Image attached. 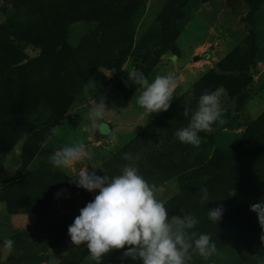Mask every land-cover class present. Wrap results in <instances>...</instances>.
I'll return each mask as SVG.
<instances>
[{
	"label": "rangeland",
	"instance_id": "1",
	"mask_svg": "<svg viewBox=\"0 0 264 264\" xmlns=\"http://www.w3.org/2000/svg\"><path fill=\"white\" fill-rule=\"evenodd\" d=\"M71 9L76 18L53 20ZM58 36L61 50L52 44ZM133 69L149 82L176 78L168 111L143 115L141 89L128 82ZM219 87L226 90L224 122L198 133V147L181 143L175 133L187 127L201 94ZM101 99L109 111L103 127L91 129L85 116ZM0 104L6 118L32 107L31 131L15 127L5 148L0 139V183L18 180L13 199L24 197L29 211L11 213L0 201V264H95L67 230L98 192L78 188L70 176L95 167L97 176L111 179L127 164L154 186L169 219L191 215L198 223L186 231L211 237L215 254L205 259L190 249L186 264H264V232L248 230L259 225L251 205L264 199V131L247 130L264 111V0H0ZM81 140L92 158L54 168L49 157ZM230 188L235 196L227 195ZM218 207L223 213L215 223L208 213ZM125 251H110L100 264H141Z\"/></svg>",
	"mask_w": 264,
	"mask_h": 264
},
{
	"label": "clouds",
	"instance_id": "2",
	"mask_svg": "<svg viewBox=\"0 0 264 264\" xmlns=\"http://www.w3.org/2000/svg\"><path fill=\"white\" fill-rule=\"evenodd\" d=\"M128 82L138 85L141 89L137 104L143 115L149 117L153 113L168 111L177 89L176 78L169 75H157L151 82L143 72L133 69L128 73ZM92 82L89 81L88 85ZM86 85V88L87 86ZM188 91V89H183ZM225 89L219 87L212 92L207 90L201 94L195 111L192 112L187 127L178 129L176 138L184 144L198 147L201 138L198 133L211 131L215 122L223 123L220 98ZM94 107L86 113V120L91 129L103 127L106 110L103 99L100 103L92 100ZM183 116H189L185 108ZM92 158V152L85 143L77 141L68 144L54 152L50 163L54 168L67 169L76 163ZM126 160H132L131 154L125 155ZM138 159V157H137ZM83 168L74 183L89 193L98 192L94 199L79 210L68 227V236L73 246L85 244L88 257L100 264L102 257L112 250H121L126 258L139 260L141 264H186L191 259L189 250L207 259L216 252L215 244L207 234H189L186 230L194 228L198 221L191 215L173 216L169 219L164 204L156 198L154 186L150 185L133 164H127L122 174L112 177L96 175L92 167L91 174ZM202 202L208 200L207 189H201ZM227 195L235 196L230 188ZM250 211L256 213L259 226L264 232V199L251 205ZM223 213L218 207L210 209L209 219L217 223ZM264 244V234L260 237ZM14 242L8 239L4 242L6 250L11 252Z\"/></svg>",
	"mask_w": 264,
	"mask_h": 264
},
{
	"label": "trees",
	"instance_id": "3",
	"mask_svg": "<svg viewBox=\"0 0 264 264\" xmlns=\"http://www.w3.org/2000/svg\"><path fill=\"white\" fill-rule=\"evenodd\" d=\"M42 11V3H40V12ZM76 12L73 11V9H71L70 11H66L62 14H58L56 13V15H54V18L53 20L55 19H67L68 17H70V15H72V18H76L77 15H75ZM52 14V13H51ZM166 26V25H165ZM52 28L51 24L49 26V29ZM53 33V32H51ZM13 35H15L13 33ZM16 37V35H15ZM61 37H56L55 40L52 42V44L54 45V47H59L60 50L62 48H64V45H61L60 43V39ZM38 38L36 37L35 38V43L39 44V46H43L45 45L44 43L42 44L41 41H39V39L37 40ZM56 50V54H57V58L58 56H60L57 52H60ZM52 52H55V51H52ZM169 55L174 56V54H172L171 52H169ZM20 62L19 60L16 61V62H9L11 65L12 63L13 64H16ZM62 77H61V81H64L65 83L68 82V76L69 74H67L66 72H61L60 74ZM50 76L51 78H54V79H58V76L59 74L58 73H55L54 71L50 73ZM67 80V82H66ZM16 81H21V79L17 76L16 77ZM62 86V85H60ZM64 87V86H62ZM66 87V86H65ZM69 95H70V98L72 100V97L74 96V94L77 92L75 88H72L71 89H67L66 90ZM28 99V98H27ZM26 99V100H27ZM64 98H59L58 100V103L55 104L58 106V108L60 109L62 106H64L63 104V100ZM29 105H26V106H23L21 107V111L20 112H12L13 114L12 115H9L10 118H12L13 115H15L16 119L18 121V124H14V123H11V120L9 117H4L1 115V111L3 110V107L1 104H0V122H1V125L3 124V122L5 121V123L3 124L2 127H0V139H3V145H4V148L5 147H8L14 140H13V137H12V132L14 130V128L16 127L18 129V127H20V131L23 133H26V132H30L32 127H31V122L30 120H27L26 119V114L28 113V111L32 108H28ZM54 112L57 111V110H53ZM24 118L26 121L24 122L23 119ZM13 119V118H12ZM15 128V129H16ZM247 130H251L255 135L259 136L260 132L264 131V111L259 115V117L257 119H255L251 124L248 125L247 127ZM19 131V132H20ZM248 131V132H249ZM15 132V130H14ZM21 185H20V182L18 180L15 181V183H6V185H3L2 183H0V201H2L4 204H5V207H6V210L13 213V212H23V213H28V208H27V202L23 199V198H20L18 199L17 201H15L13 198L16 197V195L11 191V190H14L15 193L16 192H21ZM9 193V194H8ZM12 195V196H11ZM22 196V195H19V197ZM253 218H256V217H253ZM257 221V220H256ZM256 222L254 223V225L249 228L248 230L250 231H255V230H258L259 229V225H256ZM259 226V227H258Z\"/></svg>",
	"mask_w": 264,
	"mask_h": 264
}]
</instances>
